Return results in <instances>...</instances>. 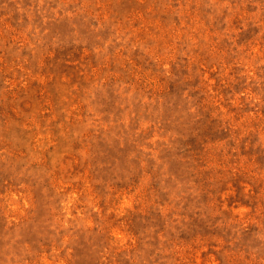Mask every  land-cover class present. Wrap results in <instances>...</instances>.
<instances>
[{"label":"rangeland","instance_id":"1","mask_svg":"<svg viewBox=\"0 0 264 264\" xmlns=\"http://www.w3.org/2000/svg\"><path fill=\"white\" fill-rule=\"evenodd\" d=\"M0 264H264V0H0Z\"/></svg>","mask_w":264,"mask_h":264}]
</instances>
